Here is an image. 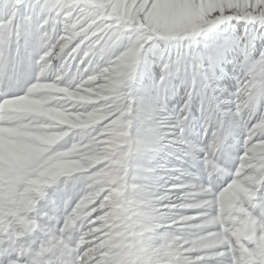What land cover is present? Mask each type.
Returning <instances> with one entry per match:
<instances>
[{"label": "snow or ice", "instance_id": "1", "mask_svg": "<svg viewBox=\"0 0 264 264\" xmlns=\"http://www.w3.org/2000/svg\"><path fill=\"white\" fill-rule=\"evenodd\" d=\"M0 264H264V0H0Z\"/></svg>", "mask_w": 264, "mask_h": 264}]
</instances>
